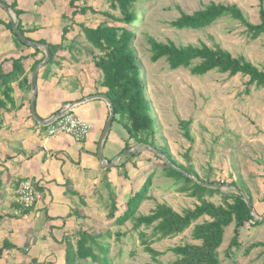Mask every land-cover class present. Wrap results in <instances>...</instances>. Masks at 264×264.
Returning a JSON list of instances; mask_svg holds the SVG:
<instances>
[{"label": "rangeland", "instance_id": "rangeland-1", "mask_svg": "<svg viewBox=\"0 0 264 264\" xmlns=\"http://www.w3.org/2000/svg\"><path fill=\"white\" fill-rule=\"evenodd\" d=\"M71 1L38 0L41 9L46 6L45 8L52 10L56 15L64 12L65 17L62 22L64 26H69L73 30L66 34L67 38L64 39L63 29L61 41L72 39L78 33L79 37L84 38L80 23L94 28L105 22L116 26L125 25L99 13L88 12L75 17L73 14L75 8L71 6ZM75 1L79 7L93 6L98 11H108L120 16L118 10L110 8L107 0ZM210 2L237 4L250 22L254 24L260 22L258 0H138L136 3L138 20L129 26L135 34L132 44L143 71L142 81L148 105L151 107V117L158 132L165 133L164 143L158 142L157 147H166L169 153L185 166L191 163L202 178H216L218 184L229 185L228 188L223 187L224 192L235 193L245 189L257 202L264 197L262 178L264 176V87L251 85L249 77L242 74L230 76L228 73L211 71L204 76H197L191 73V68L171 69L165 58L157 62L151 60L152 52L148 39L154 37L161 42L173 41L178 46L189 44L200 46L202 43L210 47L220 45L235 57L244 56L263 69L264 35L255 40L251 39L247 28L239 20L223 17L210 27L200 30L177 29L171 25L180 16V9L191 14ZM11 15L15 17L14 12ZM41 50L40 58L44 53L46 54L44 48ZM102 55L97 51L92 57L97 59ZM198 62L199 60H196L194 63ZM188 120H191L190 134L193 140L185 136V129L180 124L181 121ZM189 149L192 150L189 152ZM161 169H164L163 165ZM161 169L157 170L160 174ZM223 179L224 182H221ZM152 180V185L147 191L148 197L137 209L138 216L150 214L159 203L167 204L181 214L186 210L194 209L200 203L196 198L172 189L175 183L177 184L176 179L175 181L162 175H155ZM232 183L238 187L231 186ZM108 206L104 203L101 214L94 216L93 220H88L83 227H79L100 236L99 244L104 245L107 252L95 248L97 260L79 258L76 264H106L105 258L108 264L153 262V257L147 252L143 239L162 253L158 260L167 263L177 259L171 248L186 243H199L192 238L193 225L175 237L161 240L155 239L152 228L142 226L138 230L135 229L133 220H128L123 225H116L106 219L110 211ZM255 214L257 217L264 216L262 213ZM35 226L33 223V229ZM256 226L248 229L246 227L244 230L248 235V241L264 240V226ZM39 231L45 230L40 228ZM142 232L146 234L145 237L141 236ZM233 235L234 225H231L226 230L223 245L219 249L221 264H232L234 261L238 264H264V247H257L249 254H245L250 244L247 243L248 241L235 250L232 258L226 255ZM67 238V242H70L76 250L78 234L75 233L73 237ZM16 258L14 256L12 262L7 261L5 264H16L14 262ZM57 259L58 256H50L52 261L45 264H57Z\"/></svg>", "mask_w": 264, "mask_h": 264}, {"label": "crops", "instance_id": "crops-1", "mask_svg": "<svg viewBox=\"0 0 264 264\" xmlns=\"http://www.w3.org/2000/svg\"><path fill=\"white\" fill-rule=\"evenodd\" d=\"M2 1L11 5L15 0ZM18 2V8L23 11L20 19L30 39H42L64 46L57 53L54 63L39 68L37 114L43 119H50L66 106H73L74 113L91 123L92 128L82 141L66 133L47 137L49 125L39 122L31 111L32 66L40 59V54L34 57V47H27L17 41L6 25L12 19L11 13L0 5V65L8 59L4 61L3 68L9 72L13 68V58L28 56L24 63L25 75L21 76L20 81L12 83L14 103H8L1 109L0 248L5 241L14 244L16 248L3 250L0 253V264L12 262L14 256L17 257L14 260L16 264L50 263V256H58L57 264H66L67 237L78 234L83 230L79 229L80 226L83 227L88 220L101 214L104 203L109 205L110 210L113 192L119 212H122L131 196L144 186L151 173L174 178L167 176L165 170L161 169V162H158L151 150H144L135 156L130 153L122 155L113 166L104 167L98 149L110 108L105 99L94 98L98 94L107 93V88L102 85L103 72L92 57L99 50L94 49L86 37H79V33L72 39L61 41V31L65 27L62 22L64 12L56 15L44 5L41 9L38 0ZM11 11L14 12L12 8ZM57 17H60V21ZM119 119L117 115L103 144V155L108 163L127 150V143L131 148L141 147L130 138ZM155 129L157 146L158 142L164 143L165 133H159L156 126ZM158 169L162 170L161 174ZM202 179L205 182H216V178L212 177ZM25 180H31L39 194L37 203L28 211L18 202V191ZM176 182L172 189L181 192L182 184ZM219 184L224 188L229 187L227 184ZM223 187L213 188H219L221 194L231 193L224 192ZM182 193L190 196L186 192ZM221 194L208 195L205 199L221 204ZM263 198L253 201L257 215L264 214ZM210 219L205 215L196 223ZM111 221L114 222V219ZM33 223L36 225L34 229ZM246 227L248 229L251 225L242 228L243 232ZM40 228L45 231H39Z\"/></svg>", "mask_w": 264, "mask_h": 264}, {"label": "trees", "instance_id": "trees-1", "mask_svg": "<svg viewBox=\"0 0 264 264\" xmlns=\"http://www.w3.org/2000/svg\"><path fill=\"white\" fill-rule=\"evenodd\" d=\"M18 1L15 0L10 7L18 18L19 29L23 34L27 35L28 31L20 19L23 11L18 8ZM107 1L111 9L119 11L120 16H116L108 11H98L93 6L84 5L79 7L76 5L75 0L71 1V6L75 8L73 14L76 16L79 14L84 15L88 12L94 14L99 13L104 17L125 24L124 26H116L105 22L95 28L87 26L84 23H80L79 25L93 48L103 54L96 59L95 63L103 72L102 85L107 88L106 95L112 100L115 106L113 122L118 115L120 117L119 120L128 131L130 138L135 141L136 145H152L157 147L155 142L156 129L151 117V108L148 105L145 87L142 81V68L132 44L135 34L129 28V26L138 20V12L136 10L138 0ZM258 1L260 17L258 24L250 22L237 4L210 2L209 4H204L202 9L191 14L180 9V16L171 25L177 29L200 30L210 27L220 18L228 16L242 22L247 28L246 30L250 38L255 40L264 35V0ZM6 25L19 43L27 47H32L21 41L14 33L12 20L6 23ZM63 29V36L66 39V34L70 32V29L68 26H65ZM31 40L49 46L51 57L47 65L54 63L57 53L64 47L62 44L55 45L42 39ZM148 42L151 47L152 62H157L165 58L170 64L171 69L176 70L181 67L191 68V73L197 76H204L211 71L228 73L230 76L242 74L249 77V83L251 85L255 84L257 87H264V68L260 69L244 56L235 57L230 51L220 45L210 47L202 43L200 46L192 44L178 46L173 41L161 42L154 37H149ZM34 49V57L42 53L41 48ZM45 58L46 54L44 53L40 59L35 61L32 66V71ZM27 59L28 56L13 58V68L9 72H5L3 68V64L8 59H5V62L3 61L0 65V127L2 126L1 109L5 108L8 103H14L12 83L20 81L21 76L25 75L26 69L24 63ZM196 60H199L197 64L194 63ZM180 124L185 129V136L189 140H193L190 134L191 120L181 121ZM128 148H131V145L127 143L125 149ZM159 149L167 155L171 162L199 180L198 182L193 178L185 176L183 173L169 166L160 156L152 151L164 166L167 176L181 182L180 191L197 197L200 200V204H197L194 209L186 210L181 214L171 206L159 203L150 214L136 215L140 204L148 197L147 191L152 185V179L155 176V172H153L149 175L144 186L131 196L122 212H119L120 209L115 193L113 192L111 194L112 202L107 216L108 219H114V224L116 225H123L128 220H133L135 222L134 228L137 230L142 226L152 228V235L157 240L175 237L194 225L192 238L199 241V243H186L171 248L170 250L177 256V259L172 262L165 263L158 260V257L162 253L152 248L147 240L143 239L147 252L151 254L154 260L146 264H221L219 249L223 245L227 227L234 225V235L226 252V255L232 258L235 250L241 248L248 241V235L244 234L242 228L248 224L251 226L264 224V220L255 219L246 200L247 197L253 202V198L244 189H240L239 192L235 193L221 194L219 188L202 184H215L216 182H205L197 174L193 166H185L179 163L169 153L166 147ZM191 150L189 149L188 151L190 152ZM130 155L135 156L136 154L130 153ZM232 186L236 187L237 185L232 183ZM215 193L221 194L223 203L215 204L205 199L206 196H213ZM205 215H208L211 219L205 220L202 223H196ZM78 235L79 239L77 240L76 250L70 242H67L66 264H76V260L79 258L97 260L95 248L107 252V248L99 244L98 239L100 236L84 229L80 230ZM141 236L145 237L146 234L142 232ZM247 243L250 244L246 248L245 254H249L257 247H264V241L251 242L250 239ZM14 248H16L14 244L5 241L3 247L0 248V253L5 249ZM105 263L108 264L106 258ZM232 264L238 263L234 261Z\"/></svg>", "mask_w": 264, "mask_h": 264}, {"label": "water", "instance_id": "water-1", "mask_svg": "<svg viewBox=\"0 0 264 264\" xmlns=\"http://www.w3.org/2000/svg\"><path fill=\"white\" fill-rule=\"evenodd\" d=\"M0 5L3 6L6 10H8L10 13H12L10 5L8 3L0 0ZM15 17L12 16L11 20L13 22V31L19 37V39L21 41H23L24 43L31 45L34 48H44L45 52H46V58L42 62L38 63L33 69V75H32L33 96H32V100H31V111H32L33 116L39 122H41L42 124L48 126L51 123H53L57 118H59L63 114H65L67 112V110H68L67 108H63L62 110L57 112L50 119L41 118L37 114V111H36L38 71H39L40 67L45 66L49 62L50 57H51V52H50L49 46L47 44L44 45V44H40L38 42H35V41L31 40L27 35L23 34L22 31L19 29L18 20ZM94 98L105 99L107 101L108 105H109V108H110V115H109V118L107 120L105 129L103 131L102 138H101V141L99 143V149H98V155H99L100 160L103 162L104 167L105 166H113L115 164L116 160L119 157H121L122 155H125V154H128V153L138 154V153H140V152H142L144 150H151V151L155 152L158 156H160L169 166H171L174 169L178 170L179 172L183 173L185 176L193 178V179H195L196 181L199 182V180L196 179L195 176H193L192 174H190L186 170L178 167L173 162H171L169 160V158L167 157V155H165L162 152V150H160L159 148H157L155 146H152V145H144V146H141L140 148L127 149L122 154H120L113 162L108 163L107 160L105 159L104 155H103V144H104V142H105V140H106V138H107V136H108V134H109V132L111 130L112 124H113V120H114V117H115V106H114L112 100L105 94H98V95L94 96ZM88 99H90V98H88ZM202 184L207 185V186H212V187H214V186H217V187H220V188L223 187V185H220V184H209V183H202ZM246 200H247V202L249 204V207L251 208V211L254 214L256 220H264V216L263 217H257L255 215V209H254V206H253V202H251V200H249V198H247V197H246Z\"/></svg>", "mask_w": 264, "mask_h": 264}, {"label": "built area", "instance_id": "built-area-1", "mask_svg": "<svg viewBox=\"0 0 264 264\" xmlns=\"http://www.w3.org/2000/svg\"><path fill=\"white\" fill-rule=\"evenodd\" d=\"M66 107L67 112L48 126L47 137L51 138L59 133H66L78 141L84 140L92 128L91 123L79 118L74 113L73 106ZM18 192V202L22 208L28 209L35 206L39 194L31 180L23 181Z\"/></svg>", "mask_w": 264, "mask_h": 264}]
</instances>
